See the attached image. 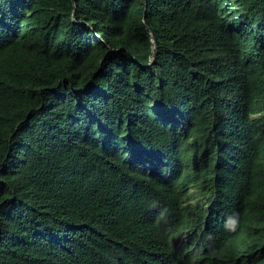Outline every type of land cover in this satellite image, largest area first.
<instances>
[{"label": "trees", "instance_id": "obj_1", "mask_svg": "<svg viewBox=\"0 0 264 264\" xmlns=\"http://www.w3.org/2000/svg\"><path fill=\"white\" fill-rule=\"evenodd\" d=\"M0 264H264V0H0Z\"/></svg>", "mask_w": 264, "mask_h": 264}]
</instances>
